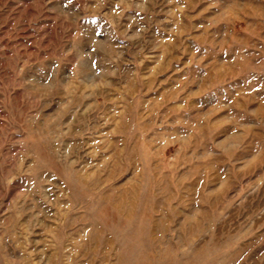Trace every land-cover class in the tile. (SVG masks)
Segmentation results:
<instances>
[{"label": "rangeland", "instance_id": "1", "mask_svg": "<svg viewBox=\"0 0 264 264\" xmlns=\"http://www.w3.org/2000/svg\"><path fill=\"white\" fill-rule=\"evenodd\" d=\"M0 264H264V0H0Z\"/></svg>", "mask_w": 264, "mask_h": 264}]
</instances>
